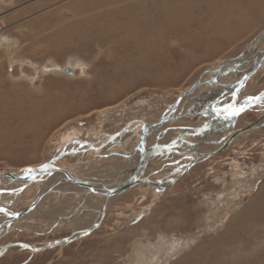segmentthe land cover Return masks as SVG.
I'll use <instances>...</instances> for the list:
<instances>
[{"label": "rangeland", "instance_id": "rangeland-1", "mask_svg": "<svg viewBox=\"0 0 264 264\" xmlns=\"http://www.w3.org/2000/svg\"><path fill=\"white\" fill-rule=\"evenodd\" d=\"M91 1L103 2L102 5L90 7ZM105 1L0 0V92L6 94L12 91V94H24L26 97L28 93L30 96L27 101H38L36 108L42 104L35 112L31 108L32 112L27 120L19 111L11 114L10 118L0 108V174L6 170L53 160L55 165L62 168L75 166L73 164L76 163L78 169L75 174L82 176L88 183L91 181L90 183L95 184L94 179L98 178V182L119 178L123 176L120 175L123 167H130L134 158H123L116 151L119 149L127 152L137 143L136 140H140L141 129L138 122L156 121L172 106L175 97L198 79L202 70L211 67V70L216 69L219 61L236 60L244 52L243 62L232 66V69L228 64L220 65L223 70L205 75L213 76V80L192 92L190 98L195 96L196 99L181 107V111L199 109L200 113L166 122L159 131H151V138L148 137L149 133L145 140L148 142L139 149L145 151L149 144L165 140L179 126L185 125L184 128L187 129L183 133L196 137L199 134L195 133L199 130L198 122L210 123L213 111L220 113L231 104L233 93L226 92L225 96L223 88L232 84L244 71L249 63L248 54L256 45L253 46L252 42H259L260 31L264 28V6L263 10L256 9V14L252 12L255 17L252 15L250 21L245 19L239 23L230 20L228 24L231 26L227 24L225 30H218L213 35L209 32L208 38L194 36L201 22L188 21L184 26L175 22L171 28L170 24H164L166 20L161 19L157 31L161 30L160 27L163 31L152 32L151 40L154 41L149 42L148 47L156 49L157 53L151 49L154 55L146 62V65L150 64L145 65L148 68L144 69L142 66L133 71L118 70L117 73L121 75L118 73V76L115 70L109 69L114 68V60L121 57L122 47L128 46L123 45L135 41L137 36H131L129 41L121 40L117 45L112 40H98L99 36L90 34V40H85L82 44L80 41L74 43L64 40L61 36L63 33H55L61 28V24L62 27L68 26L73 21L107 23L115 18L117 20L125 12L124 5L136 2ZM106 8L114 14L107 16ZM116 11L118 17L115 15ZM197 14L200 15V12ZM101 16L105 17L101 19ZM211 19L209 15L202 21L210 22ZM209 24L211 31L222 26L213 22ZM188 43L191 45H186ZM259 43L260 47H264V36H261ZM253 49L259 53L257 47ZM109 55L111 57L108 58ZM229 63L232 65L233 60ZM163 64L166 65L165 68ZM67 67L72 69V73L65 70ZM101 67L108 73L102 71ZM111 74H114L113 78ZM252 77L246 79L243 86L240 85L241 89L237 91L238 101L245 99L247 95L256 96L264 92V66L255 71ZM232 88L230 86L231 90ZM203 95L208 97L200 102ZM216 96L222 97L213 99ZM198 105L201 107H197ZM263 109L264 100L240 113L230 127L245 125L257 118ZM22 125L27 126L22 130L15 129ZM125 126L133 133L125 132ZM212 126H207L205 130ZM261 127L247 132L248 134L244 133V137H239L241 133L238 134L228 146L209 155L204 161L196 162L187 174L163 190H160V185L155 188V184L151 182L136 184L127 189L117 199L119 201H113L110 208L108 206L101 212L99 225L87 234L81 232L73 241L38 251L12 245L0 256V264H264V125ZM166 128L168 129L165 131ZM162 129L164 130L161 132ZM205 130L202 132H206ZM117 132L120 134L113 140L116 144L106 141L108 148L115 149L114 153L102 149V154L106 155L95 157L89 141L97 144ZM202 132L196 139H200ZM79 140H84L85 144H81ZM164 158L149 160L143 177L157 183V179L167 181L180 173L186 163L181 154L173 160L176 164L170 162L172 160L168 157ZM47 180L49 179L29 181L28 187L16 193L15 197L13 194L8 195V205L12 208L27 207L21 202L32 195L39 197L40 192L47 190L53 183ZM44 184L48 185L43 188ZM49 202V199L42 201V207L49 206ZM55 208L57 207L53 206ZM52 217L51 214L47 219L41 217V220L25 217V224L18 229L11 228L0 238V245L8 241L36 244L59 239L71 234L72 225H76L78 229L84 227L82 225H86L84 221L88 215L70 225L69 221H65L62 223L63 227L56 229H52L55 225H51L55 220ZM178 242L181 244L179 248ZM173 244L176 248L172 249ZM166 254H170L167 261L164 258Z\"/></svg>", "mask_w": 264, "mask_h": 264}, {"label": "bare ground", "instance_id": "bare-ground-1", "mask_svg": "<svg viewBox=\"0 0 264 264\" xmlns=\"http://www.w3.org/2000/svg\"><path fill=\"white\" fill-rule=\"evenodd\" d=\"M81 1V0H80ZM105 1V0H104ZM115 1V0H114ZM136 2H133V3H130L129 6H126V9H125V12L122 13V15L120 16L119 14V17L117 16V11L115 12V15L118 17V19L116 20L113 19V20H110L109 22H79V23H73L72 24H69L68 26H63L62 27V24H61V28L60 29H57V31H55L56 34H61L63 33L61 36L64 40H67V41H70V42H74L75 41H80L82 44L85 43V40H88L89 39V35L94 34V36H99L100 38L102 39H99L98 37V40H112L113 42H120L121 40H123L124 42L125 41H129V38L131 36H137V39L131 43H126L125 45L123 46H126V48L122 47V55L121 57H119L118 59H115L114 60V63L109 70H115V74L117 73V71L119 70H123V71H130V70H135L136 68H139V67H142L144 66V69L147 65H150V64H147L146 65V62H148V59H150L152 57V55H154V52H151V49L153 48H149V42H152L154 41L151 40L152 39V32H155L157 31L158 29V23L160 22L161 24V19H164L166 20V25L170 24L171 25V28L172 26L174 25L175 22L177 23H180V25L184 26L186 25V23L188 21L190 22H195L196 23H200V28L197 32H195L196 34L194 35L195 38H202V37H209V32H211V34L213 35L214 32H217L218 30H222L224 29L228 23H230L229 21L230 20H234L236 22H239V23H242V20H245L246 21H250V17L253 15V18L255 17L254 16V13L256 12V9H260L264 6V0H135ZM103 1H99V2H96V1H91V4H89L90 7H95L97 6V4H101ZM106 2V1H105ZM104 2V3H105ZM116 2V1H115ZM132 2V1H131ZM83 3V2H82ZM103 3V4H104ZM109 3V2H107ZM114 3V2H112ZM126 3V2H125ZM128 3V2H127ZM126 3V4H127ZM107 5V4H106ZM119 5V4H118ZM128 5V4H127ZM86 6V5H85ZM84 6V7H85ZM99 6V5H98ZM101 7V6H100ZM111 8V7H109ZM124 8V7H122ZM76 9V8H75ZM98 9V7H97ZM107 9V8H106ZM112 9V8H111ZM81 10V8H80ZM92 10V9H91ZM94 10V9H93ZM263 10V8H262ZM89 11V10H88ZM84 12V11H83ZM197 12H200V15L197 14ZM252 12H254L252 14ZM74 13V12H73ZM107 16H111L113 15L114 13L107 9L106 13ZM256 14V13H255ZM89 15V14H88ZM96 15V14H95ZM212 17L211 21L210 22H205L202 21L203 19H206L207 16L209 17ZM106 16V15H105ZM103 16V17H105ZM106 16V17H107ZM93 17V16H92ZM101 16V19L103 18ZM97 18H99L97 16ZM108 18V17H107ZM113 18V16H112ZM75 19V18H74ZM78 19V17H77ZM75 19V20H77ZM81 18H79L80 20ZM109 19V18H108ZM160 19V21H159ZM51 20V19H50ZM88 20V19H87ZM239 20V21H238ZM241 20V22H240ZM89 21V20H88ZM163 21V20H162ZM165 22V21H164ZM215 23V24H222V26L218 25L219 27L214 30V31H211L212 28H210V24L209 23ZM258 22V21H257ZM235 23V22H234ZM194 24V23H193ZM238 24V23H237ZM246 24H248L246 22ZM250 24V23H249ZM169 25V26H170ZM229 25V24H228ZM236 25V24H235ZM231 26V24L229 25ZM233 26V25H232ZM240 26V25H239ZM243 26V25H241ZM57 27V26H56ZM189 27V26H188ZM187 27V28H188ZM235 27V26H234ZM232 27V28H234ZM165 28V27H164ZM168 28V27H167ZM236 28V27H235ZM234 28V29H235ZM243 28V27H242ZM160 29L163 31L162 27H160ZM179 29V28H178ZM181 29V28H180ZM198 29V28H197ZM226 29V28H225ZM224 29V30H225ZM230 29V28H229ZM161 30H158L159 32ZM165 30V29H164ZM237 30V29H236ZM235 30V31H236ZM239 30V29H238ZM54 31V30H53ZM157 31V32H158ZM166 31V30H165ZM168 31V29H167ZM166 31V32H167ZM170 31V30H169ZM184 31V30H183ZM192 31V30H191ZM234 31V32H235ZM241 31V30H240ZM156 32V33H157ZM171 32V31H170ZM174 32V31H173ZM194 32V31H193ZM54 33V34H55ZM183 33V32H182ZM219 33V32H218ZM51 34V33H50ZM165 34V32H164ZM178 34V32L176 33ZM187 34V33H186ZM208 34V35H207ZM230 34V33H229ZM234 34V33H232ZM193 35V34H192ZM207 35V36H206ZM52 36H53V33H52ZM151 36V37H149ZM158 36V35H156ZM186 36V35H185ZM193 36V37H194ZM261 36L263 37L264 36V32L259 34V42L261 41ZM56 37V36H55ZM154 37V36H153ZM176 37V36H175ZM182 37V36H181ZM187 37H189L187 35ZM217 37V36H216ZM223 37V36H222ZM227 37V36H226ZM62 38H59V39H62ZM159 38V37H158ZM176 39V38H175ZM55 40V39H54ZM90 40V39H89ZM131 40V38H130ZM186 40V39H185ZM109 41V42H110ZM60 42V41H59ZM97 42V41H96ZM102 42V41H101ZM185 42V41H184ZM190 42V40L188 41ZM193 44L194 41L192 40L191 41ZM202 42V41H200ZM257 42V41H253L252 42V45L253 44H256L253 48H258L259 50V53H257L258 51L256 49H253L252 48V51L251 53H249V57H248V64L247 66L245 67L244 71L242 73H240V75L237 77L239 78L240 76H242L244 74V72H246L247 70L249 71L251 69V67L256 63V61L264 55V47H260V43ZM77 43V42H76ZM106 44V42H104ZM156 43V42H154ZM153 43V44H154ZM152 44V43H150ZM181 44V43H180ZM190 43L186 44V45H189ZM118 45V43H117ZM191 45V44H190ZM115 46V45H114ZM154 46V45H153ZM157 46V45H155ZM108 47V46H107ZM193 47V46H192ZM155 48V47H154ZM113 49V48H112ZM187 49V48H186ZM120 50V51H121ZM190 50V49H189ZM113 51V50H112ZM152 51H157L156 49H153ZM158 51L160 52V50L158 49ZM257 51V52H256ZM261 51V52H260ZM186 52V51H185ZM192 54L191 51H188ZM109 53V52H108ZM112 53V52H111ZM157 53V52H156ZM187 53V52H186ZM110 54V53H109ZM113 54V53H112ZM162 54V53H161ZM190 54V55H191ZM111 55V54H110ZM108 56L111 57V56ZM157 55V54H156ZM101 56V55H100ZM164 56V55H162ZM192 56V55H191ZM247 56V55H246ZM155 57V56H154ZM165 57V56H164ZM157 58V56H156ZM161 58V57H159ZM153 59V58H152ZM170 59V58H168ZM168 59H165V60H168ZM193 59V58H192ZM195 59V58H194ZM245 59V53L243 52L239 58H237L236 60L235 59H226V60H221L219 61L218 63V67L216 69H213V70H202L203 74L201 76V80L203 81L199 87L201 86H204V85H207V84H210V81L213 80L212 77L213 76H205V75H208L210 72H216L220 71V70H223L220 69V65H226L228 64V66L231 67V69L233 68L232 66L234 65H237L239 64L240 62H243V60ZM155 60V59H154ZM233 60V64L231 65V63H229L230 61ZM187 61H190V60H187ZM155 62V61H154ZM236 63V64H235ZM101 64V63H100ZM140 65V66H139ZM146 65V66H145ZM264 65V64H263ZM262 65V66H263ZM97 66V65H96ZM95 66V69L97 68ZM107 66V65H106ZM166 66V65H165ZM164 64H163V68H165ZM212 66V65H211ZM216 66V65H215ZM221 66V67H222ZM227 66V67H228ZM151 67V66H150ZM170 67V66H169ZM210 67V66H209ZM261 67V66H260ZM103 67H101L102 69ZM109 68V67H108ZM148 67H146L147 69ZM212 68V67H211ZM210 68V69H211ZM94 69V68H93ZM98 69V68H97ZM96 69V70H97ZM106 69V68H105ZM259 69V68H258ZM257 69V70H258ZM226 70V69H225ZM256 70V71H257ZM102 71H104V69H102ZM101 71V72H102ZM107 71V70H106ZM104 71V72H106ZM142 71V69H141ZM205 71V72H204ZM94 72V71H93ZM121 72V71H120ZM217 72V73H218ZM99 73V72H98ZM108 73V71H107ZM119 73V72H118ZM117 73V75H118ZM255 73V72H254ZM253 73V74H254ZM250 75L249 78L252 77V75ZM95 75V74H94ZM107 75V74H105ZM104 75V76H105ZM114 75V74H113ZM111 74V77L113 78V76ZM120 75V73H119ZM118 75V76H119ZM210 75V74H209ZM12 76V75H11ZM121 76V75H120ZM126 76V75H125ZM110 77V78H111ZM116 77V76H115ZM104 78V77H103ZM118 78V77H117ZM234 79V80H237ZM253 78V77H252ZM105 79V78H104ZM109 79V77H108ZM100 80V79H99ZM97 80V81H99ZM102 80V79H101ZM116 80V79H115ZM206 80V81H205ZM104 81V80H103ZM114 81V80H113ZM215 81V80H214ZM11 82V80H10ZM13 82V81H12ZM230 82V81H229ZM234 82V81H233ZM100 83V82H98ZM101 84V83H100ZM216 84V83H215ZM244 84V83H243ZM243 84L241 86H243ZM12 85V84H10ZM109 85V84H108ZM112 86V84H110ZM224 85V84H223ZM232 86L231 87H234L233 84H231ZM13 86V85H12ZM230 83L227 85V87L223 88V94L225 95V93L227 92H230L231 94L233 93V90L234 88H232V90L230 89ZM241 86L237 89V91L239 89H241ZM107 87V86H106ZM109 87V86H108ZM197 87V88H199ZM101 88V87H99ZM196 88V89H197ZM31 89V88H30ZM195 89V90H196ZM194 90V91H195ZM205 90V89H203ZM231 90V91H230ZM79 91V90H78ZM192 91V92H194ZM237 91L234 93V100L235 102L232 103V105L236 106V107H240L242 105H247L249 104L251 101L255 100L256 97H259L261 95H256V96H248L245 98V99H241V101H238V95H237ZM12 92V91H11ZM11 92H6L5 93H2L0 92V108H3L4 112L8 115V117H10L11 114L15 113V111H19V113L22 115V117L27 120L29 119L28 117L30 116L31 112L34 111L35 109L37 110V108L40 107V104L39 107L36 108V105L39 103L37 101V103H35V99L34 101H32V99H30L29 101H27L29 99V94L27 93L28 97L24 96L23 95H18V94H12ZM183 92V91H182ZM188 93L186 95H183L182 97H180L179 99H176L174 100V103L172 104V106L167 109L164 113H167V112H173V113H176V112H180L181 111V107L184 106V104H188L190 103L192 100L196 99V98H190V94L192 93ZM240 92V91H239ZM226 93V94H227ZM12 94V95H11ZM210 94V93H209ZM212 94V93H211ZM261 94H264L261 93ZM196 95V94H195ZM218 95H220L218 93ZM11 96V97H10ZM226 96V95H225ZM237 96V97H236ZM177 97V96H176ZM175 97V98H176ZM208 97V95H203L199 101H203L204 98ZM220 97V96H219ZM219 97H212L213 99H219ZM222 97V96H221ZM220 97V98H221ZM251 97L253 98L252 100H248V98ZM211 99V100H213ZM39 100V99H38ZM32 103H29L27 104V102H31ZM190 101V102H189ZM197 101V100H196ZM198 101V103H199ZM209 101V100H208ZM40 102H43L42 100H40ZM195 102V101H194ZM206 102V101H205ZM214 103V102H213ZM191 104V103H190ZM204 106V105H203ZM33 107V108H32ZM43 107V106H42ZM197 107H201V106H197ZM31 108L33 109L31 111ZM249 108V107H248ZM247 108V109H248ZM44 108H40V110ZM35 110V111H36ZM196 110V109H194ZM199 110V109H198ZM246 110V109H245ZM244 110V111H245ZM34 111V112H35ZM185 111V110H183ZM188 111V110H187ZM39 112V111H38ZM37 112V113H38ZM41 112V111H40ZM220 113H225L223 114V116H221L222 114ZM216 112L214 111L213 112V119L209 125L212 126L213 124V127H211L209 130L207 128V131L203 133V135L200 137L199 140H202L204 138V140H206L204 143H201L199 144V146H194L193 148L198 150V154H205V153H208L209 151L213 150L214 148H216V146L219 145V143L221 141H223L224 137H228L229 135L228 134V131L230 130V126L231 124H233L232 122L234 121L235 122V119H237V115L236 117H232V116H229L227 114V112L225 110H223L222 112ZM242 113V112H241ZM5 114V115H6ZM35 114V113H33ZM40 114V113H39ZM42 114V113H41ZM240 114V113H239ZM238 114V115H239ZM16 115V114H15ZM260 115V114H259ZM17 116V115H16ZM40 116V115H39ZM35 117H38L35 116ZM232 117V118H231ZM2 118V117H1ZM11 118V117H10ZM9 118V119H10ZM3 119V118H2ZM175 119V118H174ZM264 119V118H263ZM13 120V119H12ZM18 120V119H17ZM36 120V119H35ZM173 119H170V120H167L166 122L168 121H172ZM211 120V119H210ZM19 121V120H18ZM16 121V122H18ZM7 122V121H6ZM9 122V121H8ZM7 122V123H8ZM15 122V121H13ZM32 121H30V124H31ZM46 122V121H45ZM44 122V123H45ZM136 122V121H135ZM165 122V123H166ZM28 122H26L27 124ZM144 121H141V122H138L137 125H140V129H141V132L143 130V125H144ZM164 123V124H165ZM195 123V122H194ZM47 124V122L45 123ZM197 124V123H196ZM7 125V124H6ZM37 125V124H36ZM44 125V124H43ZM163 125V124H162ZM190 125V124H189ZM195 125V124H194ZM226 125V126H225ZM2 126V125H0ZM27 125H22V126H19L17 128H15L17 131L18 130H22V129H25ZM136 126V124H135ZM142 126V127H141ZM185 126V125H184ZM184 126H179L176 128L175 132H173V134L170 133V137L168 136L165 140H159V141H156L154 144L152 145H148L147 147H145V151H141L139 148H142L141 146H143L145 144V140L147 138V136L149 135L150 133V137L151 138V131H156L158 129L161 128V125L160 126H154L152 128H150L149 130H147L145 136H144V139L142 141V143L139 145V140H136V144L133 145L132 149H130L129 151L127 152H122L120 151L119 149H117L118 151L117 154H119V156L123 157V158H126V157H129V158H134L133 160V164L128 167V166H124L123 169L121 170V174L120 175H123V176H119V178H116V179H109V180H103L101 182H98L99 181V178L98 180L94 179V181L96 182L95 184L93 183H88L84 178H82V176H80L79 174H75V170H77V164H73L75 166H70L69 168L65 167V168H62V167H56L54 168L55 165L53 163V160H49V161H46V165H47V168L44 169L42 172H39V173H33V172H27L28 169H31L29 166L30 165H26V166H23L22 168L19 169V171H12V173H7V174H4L1 178H0V209H3V211H0V213H2L0 215V226L3 227V229H7V230H11V228L13 229H18L19 227H21V225H23L24 223V219L25 217L27 218L30 217H36L38 218L39 220H41V217L47 219L49 218L50 214L51 216H53L52 218L55 219L54 221L51 222V225H53V223H55L54 227L52 229H56V227L60 228V227H63L64 225L62 223H64L65 221H69V225L71 224V222H74V221H78L79 219H81L83 216L85 215H88V217L85 219L84 223H86V225H82L84 227H81V228H77L76 225H72L70 229H73L71 234L72 236H77L78 234H80L81 232H84V233H88L90 232L92 229H94L96 226L99 225V221H100V214L101 212L106 208V207H110V204L114 201V200H117L118 198L121 197V195L123 193H125L127 191V189L129 188H132L134 185L136 184H140V183H149V182H143V181H139V179L143 178V172H144V169H145V165L148 164L147 162L151 159H166L167 157L169 159H171L173 163V160L177 157L178 158V155H183V159L186 161V163L188 162L189 158L193 155H196L197 153L194 152L193 153H190L191 151H187L189 150V147L191 146V142L192 141H196L198 139H194L192 137H189V135H185L183 132L187 129V127L184 128ZM214 126H221V129L220 132L219 130H214ZM10 127V126H9ZM15 127V126H14ZM30 127V126H29ZM32 127V125H31ZM38 127V126H36ZM132 128V127H130ZM202 128V127H201ZM262 128V127H261ZM2 129V128H1ZM4 129V127H3ZM8 130H10L9 128H6ZM38 129V128H37ZM36 129V130H37ZM191 129V128H190ZM196 129V128H195ZM206 129V128H205ZM40 130V129H39ZM123 130H125V132H129V127L125 126L123 128ZM164 129L161 130V132L163 131ZM167 129H165L166 131ZM256 130V129H255ZM253 130V131H255ZM1 131V130H0ZM15 131V130H13ZM38 131V130H37ZM159 131V130H158ZM188 131V130H187ZM190 131V130H189ZM218 131L219 134H213L214 132ZM252 131V132H253ZM3 132H5V130H3ZM21 132V131H20ZM132 132V131H130ZM129 132V133H130ZM137 132V131H136ZM227 132V133H226ZM15 133V132H14ZM133 133V132H132ZM138 133V132H137ZM156 133V132H155ZM191 133H193L191 131ZM246 133L248 134L247 132H242L240 136H243V134ZM23 134V133H22ZM117 134L119 135L120 132H117V133H114V134H110L106 139H103L101 142L99 141V143H94L93 141H89L91 145H89L91 148H92V152L94 154L95 157H98V156H105L106 154H102L103 152L101 151L102 148L104 146H106L107 143L111 142L113 144H116L113 142L114 138L117 136ZM121 134H123L121 132ZM157 134V133H156ZM245 134V135H246ZM20 135V134H19ZM26 135V134H25ZM23 135V136H25ZM36 135V134H34ZM38 135V134H37ZM36 135V136H37ZM140 135V134H139ZM1 136V135H0ZM13 136V135H12ZM18 136V135H17ZM22 136V139H24ZM121 136V135H120ZM138 136V135H137ZM191 136V135H190ZM7 137V136H6ZM15 137V136H13ZM123 137V136H122ZM199 137V136H198ZM244 137V136H243ZM9 138V137H8ZM16 138V137H15ZM30 139V137H28ZM214 139H217V141L214 142ZM242 138V137H241ZM19 139V138H18ZM17 139V141H18ZM119 139V138H117ZM149 139V138H148ZM147 139V140H148ZM235 139V137L233 138ZM2 140V138H1ZM15 140V139H13ZM28 140V139H27ZM154 140V139H153ZM10 141V139H9ZM21 141V140H20ZM24 141V140H23ZM72 141V140H71ZM81 144L84 143V140H79ZM107 141V143H106ZM234 141V140H233ZM6 142V141H5ZM28 142V141H26ZM29 142H31L29 140ZM148 142V141H147ZM146 142V143H147ZM2 143V142H0ZM32 143V142H31ZM185 143V145H184ZM7 144V143H5ZM17 144H19L17 142ZM85 144V143H84ZM87 144V142H86ZM96 144V145H95ZM101 144H102V147H101ZM119 144V143H118ZM166 145V149H159V147L161 148V146L163 145ZM4 145V142L3 144ZM31 145V144H29ZM134 148V146H136ZM7 146V145H6ZM1 147V146H0ZM101 147V148H100ZM117 147V146H116ZM211 147V148H210ZM90 148V150H91ZM156 148V150H151V149H154ZM158 148V149H157ZM78 149H76L77 151ZM115 149H110V151H114ZM150 150V151H149ZM109 151V150H108ZM61 153V152H60ZM114 153V152H113ZM146 153V154H145ZM196 153V154H195ZM109 154V153H108ZM123 154V155H121ZM209 156V155H208ZM208 156L206 158H208ZM56 157V156H55ZM116 157V156H115ZM205 158V159H206ZM97 159V158H96ZM118 159V158H117ZM141 164H145L142 168H139V164H140V161ZM81 160V159H80ZM79 160V161H80ZM84 160V159H83ZM101 160V159H100ZM116 160V159H115ZM123 160V159H122ZM148 160V161H147ZM95 161V160H94ZM200 161V160H199ZM156 162V161H155ZM159 162V161H158ZM198 162V161H197ZM124 163V162H123ZM154 163V162H153ZM161 163V162H160ZM175 163V162H174ZM173 163V164H174ZM186 163L184 164V166L181 168V170H184V167L186 165ZM196 163V162H195ZM194 163V164H195ZM41 164H44V163H41ZM150 164V162H149ZM166 164V163H165ZM176 164V163H175ZM193 164V165H194ZM55 165V166H54ZM158 165V164H157ZM82 166V165H81ZM111 166V165H110ZM142 166V165H141ZM156 166V165H155ZM161 166V165H160ZM159 166V167H160ZM163 166V165H162ZM166 166V165H165ZM179 166V165H178ZM192 166V165H191ZM190 166V167H191ZM102 167V166H100ZM116 167V166H115ZM173 167V166H172ZM189 167V168H190ZM52 168L55 169V171L53 172H48V170H51ZM86 168V167H85ZM104 168V167H103ZM164 168V167H163ZM179 168V167H178ZM188 168V169H189ZM82 169V168H81ZM90 169V168H89ZM93 169V167H92ZM99 169V167H98ZM105 169V168H104ZM102 169V170H104ZM153 169V168H151ZM188 169H185V171H181L182 172V176L187 172ZM85 170V169H84ZM94 170V169H93ZM92 170V171H93ZM112 170V169H111ZM176 170V169H175ZM33 171H36L35 169ZM115 171V169H114ZM119 171V170H118ZM89 172V171H88ZM88 172L86 174H88ZM102 172H106V171H102ZM127 172H130L129 174V177L127 175L126 177V173ZM180 172V173H181ZM95 173V172H94ZM93 173V175H94ZM178 173L176 176H174L173 178H171V183H174L177 179H179V174ZM92 174V173H91ZM90 174V175H91ZM101 174V173H100ZM99 174V175H100ZM117 174V173H116ZM150 174V173H149ZM152 174V173H151ZM21 176V178H17L16 179V176ZM25 176V178H22V176ZM29 175V176H28ZM92 175V176H93ZM112 175V174H111ZM109 175V176H111ZM115 175V173H114ZM136 175L137 177L135 178V182L136 184H133L131 186H127L126 187V184H124L126 182L127 179H129L130 177ZM164 175V174H163ZM98 176V175H97ZM161 176V175H160ZM181 176V177H182ZM35 177L37 179H49L47 181H53L52 184H50L49 188L47 190H42L40 193V195H38L39 197H33V195L28 198V199H24V202H21V204L25 203V205L27 207H23V206H19V207H15V208H12L11 205H8V201L9 198H8V195H12L14 196L16 193H20V191L23 189V188H27L28 187V182L29 181H35V180H32L35 179ZM103 177V176H102ZM172 177V176H171ZM179 177V178H177ZM105 178V177H104ZM115 178V177H114ZM177 178V179H176ZM107 179V178H106ZM176 179V180H175ZM89 180V179H88ZM151 180V179H150ZM169 180V179H168ZM169 180V181H170ZM139 181V182H137ZM152 181V180H151ZM155 188L158 187L160 185V190H163L166 186L170 185H165L164 183L162 184H159V182L157 183V181H155ZM31 183V182H30ZM154 184V183H153ZM164 184V185H163ZM48 184H44L43 185V188L46 187ZM69 189V190H68ZM65 190V191H64ZM24 191V190H23ZM67 191V192H66ZM28 196V195H27ZM46 196V197H45ZM51 196H54L53 198H51ZM123 196V195H122ZM4 197V198H3ZM15 197V196H14ZM45 197V198H44ZM6 199V200H4ZM14 199V198H13ZM46 199H49L50 202H49V206L46 205L45 207H42V201L44 202V200ZM2 201L6 202V203H3ZM53 203H52V202ZM14 203V202H13ZM56 203V204H55ZM54 204V205H53ZM53 206L57 207L55 209H53ZM61 206V207H60ZM38 209V210H37ZM53 209V210H52ZM24 212V215L22 216H18L16 217L15 219L11 220V217L13 216L14 213H18V212ZM46 212H48L49 215L46 214ZM35 214V215H34ZM40 216V217H39ZM44 219V221H45ZM37 221V220H36ZM46 222V221H45ZM25 224V223H24ZM13 229V230H14ZM89 230V231H87ZM8 233V232H7ZM5 233V234H7ZM4 234V235H5ZM3 235V236H4ZM2 236V237H3ZM181 242V241H180ZM180 242H178L179 244H177V248L180 247ZM45 242H42V243H36V244H33L35 246H39L40 244H44ZM172 246V249L173 248H176L173 245ZM171 249V248H170ZM171 254H173L171 252ZM200 254V253H199ZM170 257V254H166V256H164L165 260L167 261ZM191 257V256H190ZM164 263V262H163Z\"/></svg>", "mask_w": 264, "mask_h": 264}, {"label": "water", "instance_id": "water-1", "mask_svg": "<svg viewBox=\"0 0 264 264\" xmlns=\"http://www.w3.org/2000/svg\"><path fill=\"white\" fill-rule=\"evenodd\" d=\"M264 32V28L260 31V34L261 33H263ZM264 64V55L263 56H261L257 61H256V63L251 67V69L248 71H246V72H244V74L242 75V76H240L239 78H237V80H235L232 84L234 85V90H233V96H234V93L237 91V89L239 88V86L241 85V84H243L245 81H246V79H248L249 77H250V75L251 74H253L258 68H260V66H262ZM65 70L68 72V73H72V69L71 68H65ZM206 70H210L211 71V69H205V71ZM213 70V69H212ZM204 71V72H205ZM202 74H203V72L201 73V75H199V77H198V79L191 85V86H189L187 89H185L183 92H180L178 95H177V97L175 98V100L176 99H179L180 97H182L183 95H186V94H188V93H190V92H192V91H194L197 87H199V85L203 82L200 78H201V76H202ZM206 81V80H205ZM230 86H232L231 84H230ZM230 86H228V87H230ZM259 97H261V96H259ZM264 100V97H262V98H260V99H255V100H253V101H251L249 104H247V106L246 107H244V110L245 109H247L248 107H251L252 105H254V104H256V103H259V102H262ZM233 102H235V100H234V98L232 99V101H231V105H232V103ZM243 110V111H244ZM243 111H241V112H243ZM240 112V113H241ZM192 113H200V110H191V111H185V112H183V111H180V112H176V113H173L172 111L171 112H167V113H163L156 121H152V122H145L144 123V125H143V130H142V132H141V136H140V140H139V145L142 143V141H143V139H144V136H145V134H146V132H147V130H149L150 128H152V127H154V126H160V125H162V124H164L167 120H170V119H174V118H177V117H181V116H185V115H190V114H192ZM220 114H222V113H220ZM223 114H225V113H223ZM223 114L221 115V116H223ZM238 116V115H237ZM233 118L234 117H236V115H233L232 116ZM231 117V118H232ZM264 109L262 110V112L260 113V115L257 117V118H255L254 120H252V121H250V122H248V123H246L245 125H242V126H238V127H230V130L228 131V134L227 135H229L227 138H225L223 141H221L220 143H219V145L218 146H216V148H214L213 150H211V151H209L208 153H205V154H203V153H201V154H198V150H196V149H194L193 147L194 146H197V145H199V144H201V143H204L206 140H204V138L202 139V140H196V141H192L191 142V146L189 147V150H187L188 152L189 151H191L190 153H193L194 154V152H196L195 154L196 155H193V156H191L190 158H189V160H188V162L186 163V165H185V167H184V170H182V172L183 171H185V169H188L191 165H193L195 162H197V161H199V160H203V159H205L208 155H213V154H216L217 152H219V151H221L223 148H225L226 146H228L230 143H232L233 142V138L234 137H236L238 134H240V133H242V132H252L253 130H255V129H258L259 127H261V126H263L264 125ZM226 126V125H225ZM213 127V126H212ZM215 128H214V130H221V129H223V128H221V126H214ZM209 129V128H208ZM227 133V132H226ZM213 140H214V142L215 141H217V139H214L213 138ZM163 145V144H162ZM135 147H137V145L136 146H134V148ZM166 147V145H163V146H161V148L159 147V149L161 150V149H166L165 148ZM158 149V148H157ZM151 150H156V148H154V149H151ZM150 151V150H149ZM146 154V153H145ZM148 161V160H147ZM141 162H143L142 161V159H141V161H140V164H139V168H142L145 164L143 163V164H141ZM46 163L47 162H44V164H38V165H31V166H29L31 169H35L36 171H32L33 173H39V172H42L45 168H43L42 166L43 165H46ZM142 165V166H141ZM55 166V165H54ZM56 167H60V166H55L54 168H56ZM54 168H52L51 170H48V172H53V171H55V169ZM12 171H19V169H15V170H13V169H10V170H6V171H3L1 174H0V178L4 175V174H7V173H12ZM182 172L179 174V177H181L182 176ZM29 176V175H28ZM137 176L136 175H134V176H132V177H130L129 179H127L126 180V182L124 183V184H126V187L127 186H131V185H133V184H136V180H135V178H136ZM179 177H177V178H179ZM19 179V178H21V176H16V179ZM22 178H25V176L23 175L22 176ZM146 179H139V181L141 180V181H143V182H151L152 184L154 183H156L155 182V180H148V178L147 177H145ZM176 178V179H177ZM175 179V180H176ZM32 180H37V178L35 177V179H33L32 178ZM158 181H159V183L160 184H162V183H164V182H166V183H164L165 185H168V184H170L171 183V180L169 181L168 179H167V181L166 180H160V179H157ZM139 181H137V182H139ZM163 184V185H164ZM22 215H24V212H16V213H14L13 214V216L11 217V220H13V219H15L16 217H18V216H22ZM9 230H5V229H3V227H1L0 226V238L5 234V233H7ZM87 231H89V230H87ZM78 238V236H72V234H69V235H67V236H64V237H61V238H59V239H53V240H50V241H45V243L44 244H42V245H39V246H35V245H33L32 243H29V242H23V241H8V242H6V243H3V244H1L0 245V256L1 255H3L4 253H5V251L10 247V246H12V245H18V246H22V247H26V248H29V249H31L32 251H38V250H43V249H45V248H47V247H53V246H57V245H63V244H65V243H68V242H70V241H73L74 239H77Z\"/></svg>", "mask_w": 264, "mask_h": 264}, {"label": "snow or ice", "instance_id": "snow-or-ice-1", "mask_svg": "<svg viewBox=\"0 0 264 264\" xmlns=\"http://www.w3.org/2000/svg\"><path fill=\"white\" fill-rule=\"evenodd\" d=\"M262 97H264V94H261V97H256L255 99H260V98H262ZM253 98H251V97H249L248 98V100H252ZM247 105H242V106H240V107H236V106H234V105H231V104H229V105H227L226 107H225V111L227 112V114L229 115V116H233V115H238L241 111H243L244 110V107H246ZM43 168H47V165H43L42 166ZM33 171V169H28L27 170V172H32ZM0 211H3V209H0ZM85 234H87V233H85Z\"/></svg>", "mask_w": 264, "mask_h": 264}, {"label": "crops", "instance_id": "crops-1", "mask_svg": "<svg viewBox=\"0 0 264 264\" xmlns=\"http://www.w3.org/2000/svg\"><path fill=\"white\" fill-rule=\"evenodd\" d=\"M264 66V65H263ZM214 112V111H213ZM217 112V111H216ZM210 124H208L207 123V121H206V123H202V122H198V124H197V126L199 127V130H197L195 133H199L197 136H200V133L203 131V130H205V128L207 127V126H209ZM202 127V128H201ZM166 129H168V128H166ZM186 135V134H185ZM195 135V134H194ZM202 135H203V132H202ZM70 137H73V136H71V135H69ZM197 136L196 137H192V138H194V139H196L197 138ZM106 139V138H105ZM111 144H113V143H111ZM114 145V144H113ZM184 145H185V143H184ZM199 146V145H198ZM109 146H104L102 149H105V150H110V149H112V148H108ZM102 151V150H101ZM207 159V158H206ZM205 160V159H204ZM204 160H201V161H204ZM201 161H198V162H201ZM197 162V163H198ZM196 163V164H197ZM196 164H194V165H196ZM193 165V166H194ZM193 166H191L189 169H188V171H187V173L190 171V169H192V167ZM149 167H152L151 165H149ZM132 168V167H131ZM153 168V167H152ZM173 170H175V169H173ZM186 173V174H187ZM129 174H130V172H127L126 173V177H127V175H128V177H129ZM177 181V180H176ZM125 196V195H124ZM120 200V199H119ZM119 200H117V201H119ZM117 201H115L114 200V202L113 203H115V202H117ZM3 203H6V202H4V201H2ZM113 203L111 204V206L113 205ZM110 208V207H109ZM108 208V209H109Z\"/></svg>", "mask_w": 264, "mask_h": 264}]
</instances>
